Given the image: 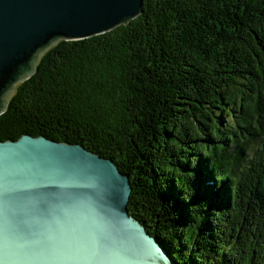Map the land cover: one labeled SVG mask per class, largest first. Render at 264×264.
I'll use <instances>...</instances> for the list:
<instances>
[{
  "label": "trees",
  "instance_id": "obj_1",
  "mask_svg": "<svg viewBox=\"0 0 264 264\" xmlns=\"http://www.w3.org/2000/svg\"><path fill=\"white\" fill-rule=\"evenodd\" d=\"M24 135L112 160L178 264H264V0H143L59 41L0 115V142Z\"/></svg>",
  "mask_w": 264,
  "mask_h": 264
},
{
  "label": "water",
  "instance_id": "obj_2",
  "mask_svg": "<svg viewBox=\"0 0 264 264\" xmlns=\"http://www.w3.org/2000/svg\"><path fill=\"white\" fill-rule=\"evenodd\" d=\"M143 0H0V115L61 40L129 24ZM130 178L82 145L0 142V264H178L128 205Z\"/></svg>",
  "mask_w": 264,
  "mask_h": 264
}]
</instances>
